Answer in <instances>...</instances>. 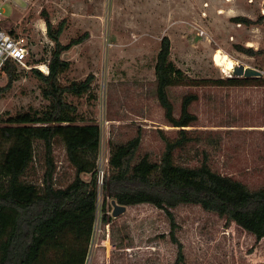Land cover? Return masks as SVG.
<instances>
[{"label": "rangeland", "instance_id": "rangeland-1", "mask_svg": "<svg viewBox=\"0 0 264 264\" xmlns=\"http://www.w3.org/2000/svg\"><path fill=\"white\" fill-rule=\"evenodd\" d=\"M0 9V27L25 38L31 69L48 64L51 58L54 44L46 35V19L53 26L63 20L67 24L60 37L62 45L84 38L62 54L71 67L60 76V84L95 77L88 94L66 95V101L76 106L78 125L100 127L102 152H109V157L111 144L141 136L134 162L147 156L159 163L166 142L179 137V129L167 122L157 98L155 65L163 37L170 39V58L188 79L240 80L233 86L209 83L169 88L175 118L181 116L184 97L197 96L189 108L197 121L186 128L189 142L176 150L175 162L194 168L206 161L213 172L251 191L264 188V20L258 21L264 16V0H0ZM237 45L262 53L249 56L239 52ZM217 50L229 59L227 73L215 65ZM239 64L262 72V77H233L231 71ZM16 69L17 80L0 97V126L11 116L40 112L49 105L31 69L21 65ZM7 81L6 74H1L0 87ZM53 159L55 188H65L73 181L75 169L59 139ZM45 161L44 146L36 142L34 164L24 180L41 184ZM101 169L105 183L108 162H102ZM81 178L90 181L91 176ZM98 191L85 264H175L177 246L169 236L165 212L141 204L113 217L112 199L105 198L103 184H98ZM172 212L178 225L176 236L183 245L181 264H264V239L257 242L254 235L199 205H179Z\"/></svg>", "mask_w": 264, "mask_h": 264}, {"label": "trees", "instance_id": "trees-1", "mask_svg": "<svg viewBox=\"0 0 264 264\" xmlns=\"http://www.w3.org/2000/svg\"><path fill=\"white\" fill-rule=\"evenodd\" d=\"M263 20L264 16L258 19ZM234 21L252 23L245 18H234ZM45 23L46 35L54 44L48 62L49 74L35 68L31 71L42 84L41 93L49 105L40 112L11 116L2 120L4 125L0 126V264H85L93 235L102 132L96 124H77V108L66 101V95L88 94L95 77L88 76L82 82L67 86L60 84V76L71 67L69 61L61 58L62 54L81 44L84 38H74L62 45L60 37L67 27L65 21L56 26L48 19ZM236 48L249 56L262 53L239 45ZM170 57L171 42L165 36L155 65L157 98L167 122L179 129V137L166 142L159 163L147 156L134 162L141 136L124 144H111L109 175L103 191L105 198L121 206L149 204L165 212L170 220L169 236L177 246L175 264H181L183 245L176 236L178 225L172 209L179 205H199L228 223H235L259 242L264 239V188L251 191L241 182L213 172L206 161L194 168L176 164V150L185 148L189 142L186 128L197 121L189 111L197 96L184 97L181 116L175 118L169 88L209 83L233 86L240 80H190ZM16 66L8 62L3 68L2 74H6L8 81L0 87V97L17 80ZM57 139L64 144L67 159L75 169L73 181L65 188H55L54 184L53 147ZM36 142L44 146L47 165L39 185L24 180L34 164ZM88 174L90 181L81 178Z\"/></svg>", "mask_w": 264, "mask_h": 264}, {"label": "built area", "instance_id": "built-area-1", "mask_svg": "<svg viewBox=\"0 0 264 264\" xmlns=\"http://www.w3.org/2000/svg\"><path fill=\"white\" fill-rule=\"evenodd\" d=\"M252 2L253 0H249V3ZM262 13H264V10H262ZM238 26L240 27L241 24H238ZM28 57L29 50L25 38L15 36L14 34H11L10 32L0 27V74H2L3 68L8 62L14 63L15 65H21L28 70L31 69V67L27 66ZM34 68L38 69L45 75L49 74L48 64H40L39 66H34ZM102 149L103 148L101 139V147L97 159V164H100V167L98 166L97 174L98 184H104V171L101 169L102 162L106 161L109 164V152L105 153L104 155Z\"/></svg>", "mask_w": 264, "mask_h": 264}, {"label": "water", "instance_id": "water-1", "mask_svg": "<svg viewBox=\"0 0 264 264\" xmlns=\"http://www.w3.org/2000/svg\"><path fill=\"white\" fill-rule=\"evenodd\" d=\"M231 74L233 77L245 78V79L261 78L263 75L262 72L250 67H245L243 64H239L235 66L232 69ZM111 205L113 207V213H112L113 217L121 216L126 212L127 208L125 206L119 205L115 200H112Z\"/></svg>", "mask_w": 264, "mask_h": 264}, {"label": "bare ground", "instance_id": "bare-ground-1", "mask_svg": "<svg viewBox=\"0 0 264 264\" xmlns=\"http://www.w3.org/2000/svg\"><path fill=\"white\" fill-rule=\"evenodd\" d=\"M224 53H222L221 51L217 50L215 55H214V62H215V65L217 67L222 68V70L227 73V71H228L227 70L228 69L227 63H228L229 59H228L227 55L224 54ZM230 65L233 66V63H231Z\"/></svg>", "mask_w": 264, "mask_h": 264}, {"label": "crops", "instance_id": "crops-1", "mask_svg": "<svg viewBox=\"0 0 264 264\" xmlns=\"http://www.w3.org/2000/svg\"><path fill=\"white\" fill-rule=\"evenodd\" d=\"M68 72V71H67ZM126 208H128V207H126ZM126 211H127V209H126ZM126 213V212H125Z\"/></svg>", "mask_w": 264, "mask_h": 264}]
</instances>
